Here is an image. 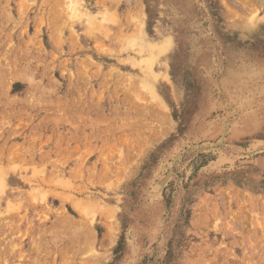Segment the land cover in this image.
<instances>
[{
	"label": "rangeland",
	"instance_id": "1",
	"mask_svg": "<svg viewBox=\"0 0 264 264\" xmlns=\"http://www.w3.org/2000/svg\"><path fill=\"white\" fill-rule=\"evenodd\" d=\"M0 264H264V0H0Z\"/></svg>",
	"mask_w": 264,
	"mask_h": 264
}]
</instances>
